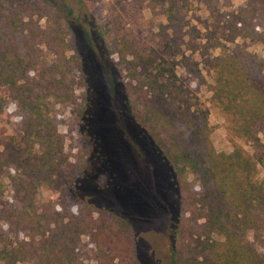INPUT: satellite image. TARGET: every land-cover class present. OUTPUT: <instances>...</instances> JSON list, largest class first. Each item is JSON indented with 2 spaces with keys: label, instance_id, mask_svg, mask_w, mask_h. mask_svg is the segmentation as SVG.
<instances>
[{
  "label": "trees",
  "instance_id": "16d2710c",
  "mask_svg": "<svg viewBox=\"0 0 264 264\" xmlns=\"http://www.w3.org/2000/svg\"><path fill=\"white\" fill-rule=\"evenodd\" d=\"M244 1L240 10L224 14L228 30H207L212 37L224 35L222 50L206 62L210 101L228 117L232 137L261 151L264 58L244 44H224L253 36L251 22L264 19V0ZM41 2L36 9L49 22L54 7L48 0ZM171 8L170 21L176 16ZM27 10L0 0V127L11 117L19 126L11 135L0 130V264H83L80 243L86 235L94 246V264H141L126 218L61 214L37 199L40 188L75 182L78 174L47 102L66 84L56 79V64L38 66L31 59L36 28ZM87 42L98 59L88 37ZM112 51L125 71L123 100L139 131L132 143L143 156L144 135L174 176L178 210L167 226L169 264H264L259 158L240 146L229 153L215 150L210 138L215 127L207 123L191 88L203 77L188 60L179 75L175 68L180 61L144 48L135 38L120 36ZM17 235L26 240H16Z\"/></svg>",
  "mask_w": 264,
  "mask_h": 264
},
{
  "label": "rangeland",
  "instance_id": "374dc122",
  "mask_svg": "<svg viewBox=\"0 0 264 264\" xmlns=\"http://www.w3.org/2000/svg\"><path fill=\"white\" fill-rule=\"evenodd\" d=\"M7 1L28 8V21L36 28L31 59L38 66L56 64V79L66 84L56 99L50 96L47 102L78 177L75 182L59 181L40 188L37 199L41 205L78 217L114 213L126 218L134 231L141 264H169L167 226L178 210L174 176L147 146L144 135L146 142L138 139L144 142L143 156L132 143L139 131L133 127L123 100L125 71L112 51L120 36L135 38L144 48H154L163 56H173L180 61L175 68L179 75L187 60L189 67L194 66L203 81L191 88L207 113V123L215 127L210 137L215 150L229 153L235 146L243 147L259 158L256 175L264 182V120L258 132L261 151L232 137L227 131L228 117L210 101L206 65L220 53L224 40V35L212 37L207 30H228L224 14L240 10L244 0H175L180 4H173L174 0H48L54 7L49 22L36 9L42 6L41 0ZM170 8L176 12L172 21L168 19ZM251 25L253 36L224 44L228 48L244 44L264 58V19L255 18ZM216 45L220 47H212ZM4 122L0 127L3 133L11 135L19 129L12 117ZM9 197L6 191L5 198ZM6 228L1 230L10 236ZM15 239L26 240L20 235ZM80 245L82 263L94 264L90 236H83Z\"/></svg>",
  "mask_w": 264,
  "mask_h": 264
}]
</instances>
